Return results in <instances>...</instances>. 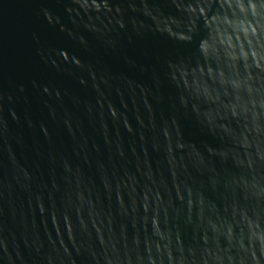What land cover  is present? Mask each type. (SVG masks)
Instances as JSON below:
<instances>
[{
  "label": "water",
  "instance_id": "obj_1",
  "mask_svg": "<svg viewBox=\"0 0 264 264\" xmlns=\"http://www.w3.org/2000/svg\"><path fill=\"white\" fill-rule=\"evenodd\" d=\"M0 264H264V0H0Z\"/></svg>",
  "mask_w": 264,
  "mask_h": 264
}]
</instances>
